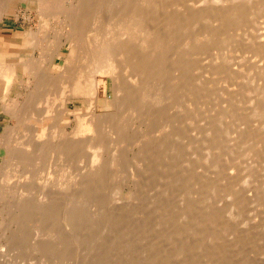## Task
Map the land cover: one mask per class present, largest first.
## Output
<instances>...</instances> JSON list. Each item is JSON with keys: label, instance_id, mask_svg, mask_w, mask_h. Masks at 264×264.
<instances>
[{"label": "bare ground", "instance_id": "6f19581e", "mask_svg": "<svg viewBox=\"0 0 264 264\" xmlns=\"http://www.w3.org/2000/svg\"><path fill=\"white\" fill-rule=\"evenodd\" d=\"M22 3L35 7L39 28L18 34L28 38L27 49L0 64V79L5 82L0 103L16 123L0 137V149L22 153L6 160L0 201L8 202L5 211L11 209L9 219L18 225L19 234L24 220L41 218L59 207L54 191L59 186H53L70 187L78 180L68 166L79 159L64 165L73 145L62 141L69 134L63 127L69 126L73 115L79 120L68 137H83L84 149L90 151L85 158L89 170L84 168L89 172L84 171L82 180L87 176L93 182L97 175L102 180L105 173L101 178L100 171L107 170L110 162L114 166L116 153L121 161L122 150L126 152L136 140L133 132L139 130L138 141L147 146H141L144 154L138 152L142 158L133 161L145 163L149 157L154 170L160 169L149 179L157 182L165 175L161 183H167L161 190L148 179L147 188L130 187L129 197L119 198L120 203L114 196V205L108 204L115 199L113 189L107 190L112 196L107 202V192L99 188L97 196H105L97 201L100 197L107 202H102L106 207L96 203L99 216L88 213L89 204L83 202L89 197L68 198L73 235L87 229L91 238L92 222H100L98 229L105 232L101 235L114 239L115 253L124 257L115 259V264H257L256 253L264 258L260 253L264 247L258 245L264 234L257 235L256 222L253 226L238 220L253 202L264 204V175L261 184L248 186L249 179L255 181L264 172L260 169L253 176L259 162L264 166V0H0V19L17 15ZM23 74L33 83L24 100L10 101L8 94ZM79 99L87 102L81 116L68 108L69 102ZM80 151L74 150V156H82ZM162 162L171 164H166V171ZM114 190L116 195L118 189ZM30 202L34 206L26 210ZM129 248L136 250L134 262L128 260Z\"/></svg>", "mask_w": 264, "mask_h": 264}, {"label": "rangeland", "instance_id": "374dc122", "mask_svg": "<svg viewBox=\"0 0 264 264\" xmlns=\"http://www.w3.org/2000/svg\"><path fill=\"white\" fill-rule=\"evenodd\" d=\"M18 10V14L16 15V14H13V13H11V14H9V15H5V16H3L1 19H0V64L1 63H5V64H8L9 62H11L12 61V59H13V55L12 54H19V55H21L22 53H23V51H24V49H27V45H26V42L28 41V38L26 37V40H24V37H21V36H17L18 34H20L21 32H23V33H25V32H27L28 30H30L31 29V31H33V32H35L36 31V29L37 28H39V25H40V20H39V18H38V16H37V12H36V10H35V7H29L28 8V6L26 5V3H22L21 5H20V7L17 9ZM33 12V13H32ZM33 20V21H32ZM53 23H55V21H52V23H51V25L50 26H53L54 24ZM34 29H35V31H34ZM13 52V53H12ZM64 53V52H63ZM24 75V76H23ZM23 75H21L19 78H17L16 79V82H14V86H13V90H11L10 92H9V94H8V96H9V100L11 101V99L13 98V99H15L16 97H17V99L18 100H21V99H25V95H24V93H27L29 90V87L32 85V83H33V78L32 77H30V76H28V75H26V74H23ZM29 77V78H28ZM32 78V79H31ZM28 80V81H27ZM31 80V81H30ZM19 82V83H18ZM27 82H29V83H27ZM32 82V83H31ZM0 98H1V96H2V93H3V90H4V87H5V82H4V80L3 79H0ZM26 83V84H25ZM20 84V85H19ZM23 85V86H22ZM26 85H28L27 87H26ZM21 87H24V88H21ZM26 87V88H25ZM20 91L19 93H21L20 95H16V91ZM23 90V91H22ZM25 90V91H24ZM22 93H23V95H22ZM22 101V100H21ZM1 102V101H0ZM84 105H87V102L85 101V100H82V99H79L78 101L76 100V102H69L68 103V108H70L71 110H76V112H80V116L81 115H83V114H85L86 113V109L84 108L83 109V106ZM2 108H4L3 106H2V103H0V137L1 138H3L4 136H5V134H7V131H9V129L11 128V127H13V125L14 124H16L15 123V120L12 118V115L10 114V112L9 113H7L8 111H10V110H8L7 108H5L4 110L2 109ZM8 110V111H7ZM3 111V112H2ZM5 111V112H4ZM172 112V111H171ZM173 113H176L175 111H173ZM173 113H171V114H173ZM170 114V115H171ZM173 116H176V115H173ZM70 118V120H71V123L69 124V126H62L63 128H64V132H66V133H69V134H67V136L64 138V140H62L63 142H67L68 144H71V145H73V147H72V151L73 152H70V153H73V154H71V156L69 155V157L71 158H67L68 157V155L65 157L66 158V163L64 164V165H69V164H67V162H71L74 158H76V159H79L80 160V162H79V160H78V162L76 163V162H73L72 163V165H71V167L70 166H68L69 168H71L70 169V171H71V173H73V175H75V178L74 179H76V177H77V179L78 180H75V181H73V182H75L74 184H71V186L70 187H72L74 190H79V192L78 193H81L80 191H82V190H84L85 192H83L84 194L86 193V194H88L89 192H92V193H90V194H88V195H84L83 193H81V194H83L82 196L81 195H79L78 193H74L75 191L72 189V188H70L68 185H65V186H61L60 187V185H57L56 187L55 186H53L54 187V189H56L58 186H59V188H58V190H54L53 189V187H52V190H54V191H56V192H58V193H56L57 195H58V197L56 198L57 199V202H55L56 203V206H57V204H58V206L59 207H55L56 208V210L54 209V213H52V211H48V212H46V214H43L42 215V217L44 218H42L43 220H45L44 222L41 220V218H37V217H35L34 215L33 216H30V217H32V218H30L29 217V219L28 220H24L23 221V224H25V225H22V227H23V231H21L20 232V234H19V229H18V225L16 226L14 223H11L12 222V220H10L9 218H11V213H10V211H11V209H9V211H8V209H7V211H5L6 209V207L8 206V202L6 203V202H4V200L3 201H0L1 202V204H0V206L1 205H5L4 207H3V209H4V212H2V210L3 209H1V207H0V209H1V213L3 214L2 216H0V218H2L1 220H2V225H1V228H0V264H91V263H93V264H95V263H97L98 262V259H99V262H100V260H102L101 261V263L102 264H106V263H104V262H109L108 264H115L116 263V260H117V258H118V261H119V258L120 257H123V256H121L120 255V257H119V253L117 254V253H115L116 251H115V248H116V243L113 241V240H111V238L110 237H106L107 235V233L105 234L106 236H104L103 237V235H101V234H104L105 232L104 231H101V229H98L99 228V226L101 225L100 224V222H98V223H95V222H92V225L90 226L92 229H91V238H89L88 237V235H87V229L85 230V232L86 233H83V234H79V236L75 233V231H74V235H73V233H72V229L71 228H73V227H71V223H68L69 222V219H70V217L71 216H69L68 214H67V207H66V201L68 200V198H71V200L70 201H72V199H77V198H75V196L77 197L78 196V198L81 200V198L83 199L84 198V196L86 197V198H88V199H90V200H92V202L90 201V200H88V199H86V200H84L85 202H83V203H87L86 204V206L88 205V207H90L89 209H88V213L91 215V213H92V211H94L95 213H98V216H99V214H100V210L98 209L97 211H96V205H98V204H103L102 202H104L105 201V198H103V200L101 201V199H100V197H99V201H97V198H98V196H100V195H102V194H99L98 196H97V194H98V190H99V188L101 189V190H103V192L105 191V192H107V193H105V194H107V196L109 197H107L106 198V201L108 202L109 200H110V198L112 197L111 195H113V198H115V199H111L112 200V202H111V200L109 201V203L108 204H113L114 205V202L113 201H115V202H117V197H118V203H120V201H119V198L120 199H123L124 197L126 198V196L127 197H129V192H131V191H128L129 189H130V187H131V189L132 188H134L135 190H136V188L137 189H139V186L137 187V185H140V188H142L141 186L144 184V186H146V185H148L149 186V181H148V179H149V177H151V176H149L150 174H151V172L153 171V172H155L156 170L158 171V169L159 168H156V170H154L155 168L153 167V166H151V165H154V163L149 159V157L147 158V160H146V162L145 163H141V162H138V163H136L135 162V160L138 158V157H141V155L142 154H139V153H142L144 150H142L141 148L144 146V148L147 146L146 145V143L145 142H142L141 144H140V142L141 141H138L139 139V137H138V135L140 134V133H138V129L136 128L135 130L137 131H135L136 133H138V134H136V133H134L133 132V134H134V136L135 135H137V137H136V140H133V142L132 143H134L133 145H132V143H130L129 145H128V149H126V152L124 151V150H122L120 147L118 148V147H116V148H114V149H117V151H119V149H121L122 150V153L121 154H123L122 155V159H121V161H120V159L119 158H121V157H119L120 155H118L117 156V153H116V150H110V151H115L113 154H115L116 155V158L117 159H119V160H117L116 158H114L115 157V155L113 156V154H112V152H110L112 155H110L111 157V160H113L112 159V157L115 159V161H113V162H116L115 164H114V166H115V168H114V166L113 165H111V162H110V165H108V167H107V170H108V168H109V166H111L112 168H109L110 170H106V169H104V170H102V171H100V177L102 178V175L104 176V178H106L105 180H104V178L102 179V180H100L99 179V177H97V176H95V179H99L100 181H98L97 182V180L95 181V179L93 178V180L91 179V181H93V182H89L90 180H87L86 178H88L87 176L85 177L84 176V178L86 179V181L87 182H89V186H87V182L86 181H84V180H82L83 179V175L85 174V172H87L86 173V175L88 174V165H87V160L86 159H88V157H89V155H90V151H87L86 149H84L85 148V141H84V139H83V137H80L79 138V140H78V138H71L70 136V138L68 137V135H70V134H72L71 132H73V129H72V127L74 128V127H76L77 126V122H78V118L77 119H75L74 118V116L72 115V116H70L69 117ZM13 122H14V124H13ZM137 125V124H136ZM11 126V127H10ZM177 126V125H176ZM8 127H10V128H8ZM175 127V126H174ZM173 127V128H174ZM145 128V127H144ZM175 129V128H174ZM173 129V130H174ZM65 133V134H66ZM155 136V135H154ZM154 136H153V138H154ZM68 137V138H67ZM156 137H157V134H156ZM67 138V139H66ZM157 138H159V135H158V137ZM156 138V139H157ZM75 140V142L74 141H72L71 142V140ZM83 139V140H82ZM77 140V141H76ZM136 141V142H135ZM76 143V144H75ZM132 145V146H131ZM75 146H76V148H75ZM142 146V147H141ZM125 148V147H124ZM123 148V149H124ZM79 149V150H78ZM74 150L75 151H77L78 153H79V151L81 150L83 153H82V156L80 155V154H78L77 152V154H78V156H74V154H75V152H74ZM107 150V149H106ZM104 151V152H106V154H107V156L109 155V153H108V151ZM142 152H141V151ZM81 151H80V153H81ZM121 152V151H120ZM125 152V153H124ZM136 152V153H135ZM139 152V153H138ZM0 174H2L3 172H4V170H5V166H6V160L9 162V160H11L12 158H18V157H21V151L19 150V149H11V148H2V149H0ZM119 153V152H118ZM89 154V155H88ZM136 154V155H135ZM143 154H144V152H143ZM81 157H80V156ZM88 155V156H87ZM103 156V160H105L106 158H105V153L104 154H102ZM105 155V156H104ZM15 156V157H14ZM73 156V157H72ZM134 156V157H133ZM143 156V155H142ZM87 157V158H86ZM131 157V158H130ZM65 158H64V160H65ZM81 158V159H80ZM86 158V159H85ZM133 158H135V160L133 161ZM142 158V157H141ZM84 159V160H83ZM145 159V158H144ZM82 160V161H81ZM138 160V159H137ZM136 160V161H137ZM133 161V162H132ZM144 162V161H143ZM149 162V163H148ZM75 163V164H74ZM79 163V164H78ZM123 163V164H122ZM130 163L132 164V166L130 165ZM139 163H141V165L139 164ZM153 163V164H152ZM162 163H164V162H162ZM77 164V165H76ZM82 166H81V165ZM84 164V165H83ZM86 164V165H85ZM140 166H139V165ZM165 165H163V168L162 169H164L165 171H166V164H169L168 162H166V163H164ZM260 164V162L255 166L257 169H255L254 168V173H253V176L256 174L255 172L257 171L258 173H260L259 172V170L260 169H263L264 170V166H262V167H260L261 166V164ZM125 165V166H124ZM169 165H171V164H169ZM169 165H168V167L167 168H169ZM81 166V167H80ZM143 166V167H142ZM162 166V165H161ZM165 166V167H164ZM138 167H140V168H138ZM149 167V168H148ZM260 167V168H259ZM74 168V169H73ZM77 168H79V170L77 169ZM81 168V169H80ZM83 168V169H82ZM84 168H87L88 170H86V169H84ZM153 168V169H152ZM161 169V170H162ZM170 169H172L171 167H170ZM169 169V170H170ZM74 170V171H73ZM83 172H82V171ZM86 170V171H85ZM117 171V173H116V171ZM149 170V171H148ZM160 170V169H159ZM168 170V171H169ZM174 169H172V171H173ZM263 170H260V171H263ZM85 171V172H84ZM163 171V170H162ZM164 171V172H165ZM171 171V170H170ZM169 171V172H170ZM172 171L170 172V174L169 175H171L172 174ZM78 172V173H77ZM82 172V173H81ZM103 172V173H102ZM108 172H110V176L109 175H107L108 174ZM123 174H122V173ZM125 172V173H124ZM145 172H146V174H145ZM152 172V173H153ZM160 172V171H159ZM168 172V173H169ZM77 175H76V174ZM113 175H112V174ZM130 173V174H129ZM132 173V174H131ZM138 173H140V174H138ZM161 173V172H160ZM160 173H159V175H160ZM167 172L165 173V174H168ZM264 173V172H263ZM260 174L259 176H258V174H257V178H255L254 177V180L255 181H253V178H251V179H249L248 180V183L249 182H252V184L251 185H249L248 184V186H251V188H253V187H255L254 185H259V183H260V181H261V183H262V181H263V179H262V176L264 175V174ZM81 174V175H80ZM120 174V175H119ZM135 174L137 175V177L135 176ZM141 174H143V175H141ZM163 174V173H162ZM131 175V176H130ZM135 177V179H133V178H130V177H133V176ZM148 175V176H147ZM164 175V174H163ZM78 176L79 177H81V180H80V178H78ZM108 178H107V177ZM112 176H115V178L117 179H115V178H113V179H115V183L113 184L112 183V181L114 182V180L113 179H111V177ZM129 176V177H128ZM138 176H141L140 177V179H139V177ZM147 176V177H146ZM162 176V175H161ZM110 177V178H109ZM118 177V178H117ZM163 177V176H162ZM162 177H161V179L159 180V181H155L154 179H152V178H150L151 179V182H152V180H154L153 182L155 183V184H157V187H158V189H161V188H163V189H165V185H164V183H166V182H162L161 183V180L163 181V179H162ZM164 177H165V175H164ZM163 177V178H164ZM144 178V179H143ZM73 179V180H74ZM132 179V180H131ZM145 179H147V180H145ZM149 179V180H150ZM259 181H258V180ZM59 180H61V179H58L57 180V183H59L60 181ZM104 180V181H103ZM108 180V181H107ZM134 180V181H133ZM140 180V181H139ZM252 180V181H251ZM80 182V183H77V182ZM101 181H103V182H101ZM131 181V182H130ZM133 181V182H132ZM148 181V182H147ZM257 181V182H256ZM62 182V181H61ZM66 182V181H65ZM102 183V185H101V183ZM109 182V183H108ZM134 182H135V184H134ZM141 184H140V183ZM152 182V183H153ZM92 183V184H91ZM113 184V186H112V184ZM260 183V184H261ZM104 184V185H103ZM163 184V185H162ZM167 184V183H166ZM75 187H74V186ZM115 185V186H114ZM134 185H136V186H134ZM164 186V187H162V186ZM68 188H67V187ZM82 186V187H81ZM101 186V187H100ZM105 186V187H104ZM110 186H112V187H110ZM148 186H146V188L148 187ZM253 186V187H252ZM62 187H64V188H62ZM65 187H66V189H65ZM81 187V188H80ZM113 187H115V188H113ZM167 187V186H166ZM92 188H94V189H96L95 190V192H94V190H90V189ZM104 188V189H103ZM106 188V189H105ZM145 188V187H144ZM144 188H142V189H144ZM67 189H69V190H71L72 191V193L74 194V195H71L72 193L70 192V191H67ZM81 189V190H80ZM110 189V190H109ZM113 189V191H112V193L113 194H109L108 193V191H110V193H111V190ZM114 189H118L119 190V192H118V190H116V195H115V190ZM130 189V190H131ZM65 192H64V191ZM88 190V191H87ZM108 190V191H107ZM162 190V189H161ZM61 191V192H60ZM63 191V192H62ZM67 191V192H66ZM74 191V192H73ZM96 191H97V194H96ZM132 191H133V189H132ZM103 193L102 191H99V193ZM48 193V192H47ZM45 193V195H50V193ZM60 194V195H59ZM68 194H70L71 196H69ZM76 194V195H75ZM78 194V195H77ZM92 194V195H91ZM96 196H95V195ZM105 194H104V196H105ZM43 196H44V193L42 194ZM53 195V196H52ZM52 195H50V196H52L53 198H51V200H53V201H55L56 199L54 198V194H52ZM95 197H94V196ZM110 195V196H109ZM81 198H80V197ZM103 195H102V197H104ZM114 196H117V197H114ZM124 196V197H123ZM67 199H66V198ZM74 197V198H73ZM91 197V198H90ZM93 197H94V200H93ZM97 197V198H96ZM44 198H48V196L46 197H44ZM48 199H50V197L48 198ZM55 199V200H54ZM108 199V200H107ZM7 201V200H6ZM90 201V202H89ZM105 201V202H106ZM74 202V201H73ZM72 202V203H73ZM104 202V204H107V202L105 203ZM111 202V203H110ZM32 202H30V203H28V204H26V207H27V209L26 210H28V207L29 206H34L33 205V203L31 204ZM72 203H70V202H68V204H72ZM96 203H98V204H96ZM65 204V205H64ZM92 204V205H91ZM103 204V205H104ZM115 204H117V203H115ZM69 205V206H70ZM95 205V207H93ZM103 205H100V206H103ZM253 205H255L256 206V209H259V211L257 210L256 211V209H254V207L255 206H253ZM261 205V204H260ZM61 206V207H60ZM92 206V207H91ZM99 206V205H98ZM107 205H104V207H106ZM262 206V207H261ZM261 206H258L255 202H253L251 205H249V207H250V209H249V207L247 208V210H245L246 211V213L245 212H242V215H240V216H242V218H245V220H243L240 216V218L238 219L239 221H243V222H245V223H247L246 225H250L251 223V225H253V226H255L254 225V222H256L255 224L257 225V231H259V232H257L256 231V233H260V235L259 234H257L259 237L261 236V235H263L264 234V219H263V217H264V204H262ZM103 207V208H104ZM259 207V208H258ZM7 208H9V206L7 207ZM67 208V209H66ZM94 208V209H93ZM254 210H252V209ZM261 208V209H260ZM263 208V209H262ZM36 209V208H35ZM66 209V210H65ZM249 209V210H248ZM65 210V211H64ZM262 210V211H261ZM67 211V212H66ZM12 212H13V210H12ZM28 212V211H27ZM32 212H35L34 210H32ZM50 212L52 213V214H54V215H51V216H49L50 215ZM66 212V213H65ZM263 214H262V213ZM47 213H49V214H47ZM247 214V216L249 217V215H250V217L248 218L247 216L245 217V215L244 214ZM6 216H5V215ZM9 214V215H8ZM46 215V216H45ZM55 215H56V217H55ZM58 215H60V216H58ZM65 215H67V216H69V217H67V216H65ZM260 215V216H259ZM8 216V217H7ZM86 216H88V214L86 215ZM259 216V217H258ZM5 217H7V218H5ZM39 217V216H38ZM47 217V218H46ZM50 217V218H49ZM65 217H67L66 218V220H64L65 219ZM97 217V216H96ZM260 217H261V219H260ZM34 218V219H33ZM59 218V220H57ZM87 219H90L89 217H86ZM4 219V220H3ZM32 219V220H31ZM37 219V220H36ZM46 219H48V220H46ZM54 219H56V220H54ZM68 219V220H67ZM252 221H251V220ZM259 219V220H258ZM40 222H39V221ZM62 220V221H61ZM246 220H248V221H250V222H246ZM257 220V221H256ZM28 221V222H27ZM30 221V222H29ZM55 221V222H54ZM65 221V222H64ZM254 221V222H253ZM27 222V223H26ZM33 222V223H32ZM260 222V223H259ZM35 223V224H34ZM57 225H56V224ZM63 223V224H62ZM66 223V224H65ZM88 224H85V225H87V226H89V222H87ZM94 223V224H93ZM12 224V225H11ZM99 224V225H98ZM262 226H261V225ZM4 225V226H3ZM97 225H98V227H97ZM72 226H75V225H73L72 224ZM96 226V227H95ZM3 227V228H2ZM7 227V228H6ZM17 227V228H16ZM62 227V228H61ZM90 227H88V228H90ZM94 229V230H93ZM98 229V230H97ZM259 229V230H258ZM90 230V229H89ZM98 232H97V231ZM18 231V232H17ZM71 231V232H70ZM3 232V233H2ZM70 232V233H69ZM93 232V233H92ZM262 232V233H261ZM12 233V234H11ZM22 233V234H21ZM65 233V234H64ZM69 234V235H68ZM76 234V235H75ZM100 234V235H99ZM97 235V236H96ZM8 236V237H7ZM24 237V238H23ZM35 237V238H34ZM77 237V238H76ZM99 237H100V239H99ZM106 237V238H105ZM53 238V239H52ZM71 238H73V239H71ZM109 238V239H108ZM113 238V237H112ZM261 238V241H262V243H263V241H264V236H263V238L262 237H260ZM25 239V240H24ZM55 239H57L56 241H55ZM104 239H106V240H104ZM10 240H11V242H10ZM21 240V241H20ZM23 240V241H22ZM107 240H110V242L109 241H107ZM16 241V242H15ZM105 241H107V243H105ZM59 242V243H58ZM109 242V243H108ZM117 242V241H116ZM6 243H7V245H6ZM10 243V244H9ZM258 244L259 245V248L262 246V247H264V245L263 244ZM14 244V245H13ZM22 244H23V246H22ZM107 244H108V248L106 247L107 246ZM261 245V246H260ZM26 246H28V247H26ZM136 246L137 245H135V247L134 248H136ZM137 247H139V246H137ZM261 247V248H262ZM11 248V249H10ZM133 248V247H132ZM6 249V250H5ZM12 249H13V251H12ZM24 249H26V250H24ZM5 250V251H4ZM107 250H109V252L107 251ZM128 250V249H127ZM24 251V252H23ZM132 251H134V253L132 254V257L130 256L131 255V253H132ZM138 251H139V249H138ZM17 252H19V253H17ZM262 252H264V250H262L260 253L261 254H263ZM30 253H31V255H30ZM126 253H128V255H129V258L130 259H128V260H131V258H133V260H135V258H137V254L135 255V253H136V250L135 249H131V252H130V248H129V251H127ZM16 254V255H15ZM138 256H141V254H140V251L138 252ZM30 255V256H29ZM117 255H118V257H117ZM127 255V254H126ZM5 256H6V258H5ZM10 256V257H9ZM54 256V257H53ZM93 256V257H92ZM255 256L258 258H256L257 260H256V263L257 264H259L260 262L262 263V264H264V258L262 257V259H260L259 258V256L261 257V255H258V253H256L255 254ZM262 256H264V255H262ZM17 257V258H16ZM24 257V258H23ZM116 257V258H115ZM127 257V256H126ZM135 257V258H134ZM23 258V259H22ZM63 258V259H62ZM93 258H95V259H93ZM104 258V259H103ZM124 258V257H123ZM123 258H121L120 259V261L123 259ZM14 259V260H13ZM33 259V260H32ZM56 261H54V260ZM60 259V260H59ZM68 259V260H67ZM84 259V260H83ZM116 259V260H115ZM30 260V261H29ZM38 260V261H37ZM61 260H63V261H61ZM81 260V261H80ZM96 260V261H95ZM115 260V261H114ZM125 260H127V259H123L122 261H125ZM133 260H131L132 262H134ZM253 260H255V258L253 259ZM24 261H25V263H24ZM27 261V262H26ZM58 261H61V263L59 262L58 263ZM104 261V262H103ZM14 262H16V263H14ZM29 262V263H28ZM55 262V263H54ZM63 262V263H62ZM114 262V263H113ZM125 262H127V261H125ZM129 262V261H128ZM131 262V263H132ZM255 262V261H254ZM101 263H98V264H101ZM119 263V262H118ZM121 263V262H120ZM119 263V264H120ZM130 263V262H129ZM138 263V262H137ZM260 263V264H261ZM122 264V263H121ZM124 264V263H123ZM255 264V263H254Z\"/></svg>", "mask_w": 264, "mask_h": 264}]
</instances>
